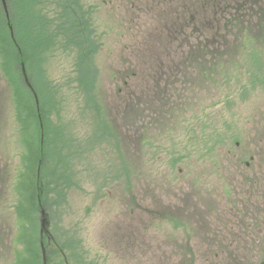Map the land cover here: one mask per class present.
<instances>
[{
	"label": "rangeland",
	"instance_id": "1",
	"mask_svg": "<svg viewBox=\"0 0 264 264\" xmlns=\"http://www.w3.org/2000/svg\"><path fill=\"white\" fill-rule=\"evenodd\" d=\"M40 1L43 14L50 17L57 10L59 13L62 10L56 0ZM65 1L68 4L72 0ZM76 1L81 12L77 10L68 14L75 20L86 17L91 28L88 31L94 40L93 56L89 58V45L67 47V40L59 38L47 45L41 66L35 67L34 76L38 85L46 89L43 81H47L53 101L54 86H58L57 99L61 105L51 102L47 108L53 127L62 128L65 153L73 155L67 193L61 200L53 195L48 205L50 208L42 209L45 212L40 216V232L45 233L42 236L51 239L56 247L66 244V252L63 251L62 256L71 254L72 249L77 250L72 254L75 264L80 261V253L84 264H171L164 262L169 253L149 247H144L149 248L145 251L126 252L117 246L119 236L115 220L119 216L125 217L130 210V203L127 202L130 194L135 192L134 197L140 198L147 186L153 202L165 196L168 200H178L180 197L176 196L185 192L194 198L210 200L215 210L207 221L215 223V226L223 224L219 234L226 235L229 241L235 237L242 244V227L239 224L242 221L243 200L242 151L255 149L264 143V86L260 88L259 84L257 87L252 84L255 83V75L264 73V54L256 58L252 54L263 52L264 44L257 49L248 44L252 51L242 61V40L249 35L242 32V37L238 36L236 26L233 31L237 38L233 40L229 33L224 35L231 14L227 17V14L218 13L222 11L221 6L228 10L229 5L236 6L241 0H198L199 20L202 18L199 25L205 21L206 28L207 18L210 17L214 28L207 29L208 32L197 31V28L182 29L177 40H167L173 34L168 27H164L168 12L145 10L140 13L131 6L132 2H138L146 8L147 0ZM203 6L204 12L201 10ZM22 12L27 16L25 9ZM29 13L32 18L29 15L28 20L34 21L35 11ZM244 19L242 27L249 24V27L258 28L253 18ZM83 24V28H87L84 21ZM53 29L55 27L52 26ZM219 35L228 38L226 43L236 49L232 62L229 61L225 68L230 73L224 70L223 75L217 74L214 80L205 81L198 77L201 75L199 72L192 69L183 75L190 81L181 83L177 71L182 56L190 47L195 48L208 42L206 40H220ZM32 38L29 36L30 40ZM253 39L252 35L248 38ZM254 40H264V36ZM209 50L213 54L216 51L227 53L221 44ZM80 57L83 60L80 61ZM3 60L0 44V264H15L24 244L18 236L19 221L12 203V186L18 172L23 169V123L18 116L15 90ZM23 66L30 82L31 69L29 73L25 63L20 64L21 80L12 73L13 77L33 92L32 84L26 83ZM39 69L48 78H41ZM93 75L98 82L99 93L97 100L92 98V103L77 88L84 78L89 81ZM193 78L200 80V84ZM33 94L35 97L36 94ZM150 109L161 114H153V121L161 127L156 134L145 122L149 123ZM212 109L218 112L212 113ZM135 110L141 113L133 116ZM126 114L128 118L124 116ZM205 115H209L206 121ZM206 123L211 124L207 132L202 131V125ZM140 125H143V130H138ZM145 126L150 128L144 129ZM205 133L216 135L215 139L221 137L211 155L199 145L198 136ZM236 137L237 141L234 140ZM176 143L177 146L174 145ZM134 161L138 167L134 166ZM155 181L160 182L157 183L160 189H155ZM163 187H166V194H171L167 196ZM134 209L144 211L139 205ZM43 218L49 234L43 231ZM164 221L168 220L152 222L157 223V227L159 224H171ZM253 221L246 220L251 223L247 224L250 227L247 233L252 231ZM159 233L158 230L156 233L141 231L140 235L145 243L159 240ZM44 254L46 264V252ZM238 254L234 259L239 261L241 254ZM203 261L201 255L198 264H205Z\"/></svg>",
	"mask_w": 264,
	"mask_h": 264
},
{
	"label": "trees",
	"instance_id": "2",
	"mask_svg": "<svg viewBox=\"0 0 264 264\" xmlns=\"http://www.w3.org/2000/svg\"><path fill=\"white\" fill-rule=\"evenodd\" d=\"M6 2L11 18L13 37L12 31H10L9 28L8 19L5 16L2 0H0V44L1 51L4 54L3 64L5 66V71L9 73L11 86H13L15 90L14 97L18 116L22 119L23 123L22 140L24 145L23 156L21 158L23 169L18 172L16 182L12 186L14 189V192H12V203L15 205L14 212L19 221L17 230L18 236L20 241L24 240L23 249L22 251L20 250L21 252H18L15 264H44L45 252L46 264H75L72 254L76 253L77 250H70L71 254L67 253L64 257L61 253L63 251L64 253L66 252L67 245L61 244L59 247H56L52 245L51 239L42 236V234L45 235L44 232H40V216L42 209L50 208L48 205L53 195H56V197L60 198L58 200H61L68 191V184L72 176L71 160L73 155L71 156L68 152L65 153V148L62 144V128L58 126L53 127L50 121L51 114H49V108H47L48 106L50 107L51 102L56 106L61 105V101L57 99L58 86H54L55 94L53 101L49 96L51 90L47 81H43L46 85V89H43L42 86L40 87L38 85L34 74L35 67L37 68V65L39 67L41 66L43 53L47 45L53 44L58 41L59 38L62 39L61 41L67 40V47H84L85 45H89V58L93 56L95 51L93 46L94 40L88 29H84L79 25L82 22V16L81 18L77 17L78 19L75 20L72 15H69L77 10L81 12V8L76 0H72L69 4H66L65 0H56L57 6L62 10L60 13L57 10L53 17L43 14L44 12L40 6L42 1L40 0H6ZM229 7L230 8L227 10L221 6L222 11L218 12L227 14V17L231 14V17H228L229 20L226 26L228 30L225 31L224 35L229 33L232 34L229 35V37L233 40L237 38L233 31L235 26L237 27L238 36L242 37V32L245 35H249L244 36L245 40H242V46H244V48H242L243 61L245 56L249 55L252 51L251 48L247 46L248 44L254 45L253 47L255 49H257V46L264 44V40H254L264 36V0H241L236 3V6L229 5ZM24 9L28 12L27 16L22 12ZM33 10L35 11V15L33 14L34 21H29V15H31L32 18V14H30L29 11L33 12ZM209 16L210 14L207 15V17ZM212 17H214V14ZM246 17L249 20L253 18L258 28L249 27V24L242 27V24H244L246 20L244 18ZM212 20L213 19L207 18L206 28L205 21H202L200 25L198 23L197 27H190L189 29L194 30L197 28V31L204 30L203 32H208L207 29L211 30L214 28V23L212 24L211 22ZM240 20H242V22H238ZM77 21H80V23ZM55 22L57 25H54ZM52 26L55 27V29L51 30ZM30 34H35L36 38H32L33 35ZM176 35L179 36V34L173 32L172 36ZM192 35L188 34L190 38H192ZM224 35H219L220 40H206L208 42H203L195 46V48H193V46L190 47V50L193 51L195 49V52H190V50L187 51L186 55L182 56L181 65L178 66V70L182 71L181 76H179L181 83L183 82L186 84L190 81L189 77L183 76L184 71H192V69H194L201 74L198 77L206 81L214 80L217 74L223 75L222 72L224 70L225 72L229 70L225 68L229 61L232 62L236 49L234 46L229 47V43H226L228 38ZM250 35L254 37L253 40H248ZM29 36H31L32 40L29 39ZM217 44L223 45L227 53L216 51V53L213 54V51L209 49H212V47ZM261 54H264V51L255 52L252 56L256 58ZM81 60H83V57H80V61ZM256 61H258V59H256ZM21 63L26 64L29 73L31 69L30 83L38 96L39 106L36 104L33 92L26 88L27 86L25 83L22 81L19 82ZM38 72L41 78L42 76L48 78L41 69H39ZM228 72L230 73V71ZM12 73L19 78L17 82ZM193 80L200 84V80H196V78H193ZM254 82L255 83L252 84L255 85V87H257V84H259L260 88L263 87L264 73L262 72L260 76L255 75ZM97 83L93 75L89 81H85L84 78V81H82L77 89L80 93L87 95L89 101L93 103L92 98L98 99L99 90L97 89L99 88L97 87ZM159 95L158 93V98ZM173 95L174 93L172 92V96ZM150 111L151 109L149 110V123L146 120L145 122L155 130L156 134L161 127L157 122L153 121L155 119L153 118V114L157 116L161 114L155 113L154 111L150 113ZM216 112L218 111L212 109V113ZM138 113L140 114L141 112L138 110L133 111V116ZM124 116L128 118V114ZM208 117L209 115H205V121ZM149 128L148 126L144 127V129ZM210 129V123L202 125V131L207 132ZM138 130H143V125H140ZM215 136L216 135L210 133L200 134L198 136L200 148L207 151L209 155L213 153L212 151L218 147L217 144L221 142V137L215 139ZM123 139L126 140V138ZM234 140L237 141L238 138L236 137ZM174 145L177 146V143ZM137 165L138 164L134 161V166L138 167ZM49 233L50 232H48V234ZM16 242L18 243V241ZM81 255L80 253V261H77L76 264H84V259H81Z\"/></svg>",
	"mask_w": 264,
	"mask_h": 264
},
{
	"label": "flooded vegetation",
	"instance_id": "3",
	"mask_svg": "<svg viewBox=\"0 0 264 264\" xmlns=\"http://www.w3.org/2000/svg\"><path fill=\"white\" fill-rule=\"evenodd\" d=\"M101 1L102 3L107 2L106 0ZM147 2L146 8L138 2H132L131 6L140 13L145 10L163 11L165 14L168 12L164 27H168L171 33L174 32L179 36H170L167 40H177L182 29L198 26L201 12L197 5L198 0H147ZM201 10L204 12V6ZM4 12L8 19L5 9ZM83 21L87 29H91L85 16H82V22L79 25L83 27ZM188 72L190 71H184L183 75H187ZM181 74L182 71L178 70L177 75L181 76ZM154 183H156L155 189H160L157 186L160 182L155 181ZM165 188H162L164 192ZM162 190L160 192L163 196ZM134 193L130 194L127 201L130 203L128 204L130 210L126 216H119L115 220L117 225L115 229L119 236L117 246L120 250L131 252L154 248L158 252L169 253V257L165 258L164 262L169 261L171 264H198V258L201 255H203L205 264H264V143H260L255 149L242 151L243 200L242 221L239 222L242 227V244L240 241V243L237 242L235 237L231 242L226 235L219 234L223 224L215 226V223L213 225L209 220L207 221L208 217L213 216L211 212L215 210L210 200L201 197L194 198L185 192L176 196L180 197L178 200H168L165 196L158 202H153L149 198L151 192L147 186L144 187L142 197L136 198ZM170 194L171 192L166 195ZM136 205L142 206L144 211H136L134 209ZM157 215L158 219H156ZM160 219L168 220L164 222L170 221L171 224H159L158 227L157 223L153 224V220ZM121 220L123 225H121ZM246 220H254L251 225L252 231L248 230L249 233L246 232L250 228L247 224L251 223H247ZM151 230L153 233H156V230L160 231L159 240H148L144 243L141 231L147 233ZM244 236H251V238ZM148 243L154 244L149 245ZM238 253L241 254L239 261L234 259L239 255ZM243 253L244 256H242Z\"/></svg>",
	"mask_w": 264,
	"mask_h": 264
},
{
	"label": "water",
	"instance_id": "4",
	"mask_svg": "<svg viewBox=\"0 0 264 264\" xmlns=\"http://www.w3.org/2000/svg\"><path fill=\"white\" fill-rule=\"evenodd\" d=\"M3 5H4L5 10L8 12V7H7L6 0H3ZM11 30H12V28H11ZM22 71H23L24 76L26 77V82H28L27 75H26V69H25L24 66L22 67ZM37 103H38V99H37ZM42 214L45 215V212L42 211ZM42 223H43V230H45L46 229V220H45V218H43Z\"/></svg>",
	"mask_w": 264,
	"mask_h": 264
}]
</instances>
